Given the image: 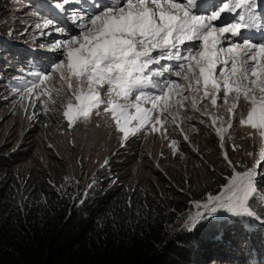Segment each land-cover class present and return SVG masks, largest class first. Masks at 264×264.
I'll return each mask as SVG.
<instances>
[{
  "label": "snow or ice",
  "instance_id": "obj_1",
  "mask_svg": "<svg viewBox=\"0 0 264 264\" xmlns=\"http://www.w3.org/2000/svg\"><path fill=\"white\" fill-rule=\"evenodd\" d=\"M259 2L214 0L212 6L201 9L197 0H91L93 11L75 9L70 15L77 33L51 46L62 59L50 66L49 74L33 73L34 80L22 82L17 78V85L30 94L51 72L59 73L61 83L71 90L63 111L69 127L103 112L113 119L124 140L144 128L153 112L157 113L155 123L146 131L160 130L156 123H161V115L177 124L186 101L192 110L211 119L209 126L221 141L233 117L264 139V40L252 42L244 36L264 32ZM49 25L57 32L65 31L51 20L43 27ZM148 86L154 91L146 93ZM145 103L151 108H143ZM221 112L228 115L227 120ZM133 120L138 125L129 128ZM183 139L188 141V136ZM176 144L172 141L173 148ZM260 156L264 159V149ZM223 159L231 169L223 191L193 202L204 211L186 217L184 226L189 231L219 210L264 223V194L256 186L264 182V168L259 174L255 167L237 171L239 162L229 159L228 152H223Z\"/></svg>",
  "mask_w": 264,
  "mask_h": 264
},
{
  "label": "rangeland",
  "instance_id": "obj_2",
  "mask_svg": "<svg viewBox=\"0 0 264 264\" xmlns=\"http://www.w3.org/2000/svg\"><path fill=\"white\" fill-rule=\"evenodd\" d=\"M34 1L35 3L31 0H0V37L17 43L24 51L37 50L39 59L42 60L39 67L43 68L39 73L47 75L50 66L62 59L59 51L50 50L51 46L56 41L62 42L77 33L70 15L75 9L82 12H91L93 9L91 0H72L68 4H64L63 0ZM197 2L201 9L214 4V0ZM258 6L261 12H264V0H260ZM221 15L224 16L223 13ZM49 20L65 31L57 32L52 25L44 28L43 24ZM37 24L41 25L40 29H36ZM244 36L251 37L252 42L264 40V32L261 31L245 32ZM9 51L13 50L0 48V153H14L20 168L34 171L38 167H62L72 175L89 181L97 169L106 167L113 178L126 182L130 188L145 183L151 187L156 185L155 187L162 188L165 182L169 183L171 180L173 185L172 181L177 183V179L187 184L203 186V189L211 186L205 195L191 201L193 205L185 219L188 215L194 216L198 211H204L203 208L197 209L193 202H203L201 199L204 196L206 198L209 194L216 195L223 191L222 185L231 173V169L225 166L223 152H228L229 159L234 163L239 162L237 171L255 167L259 174L261 168H264V159L260 156L264 149V139L259 136L257 130L248 125H240L238 117H233L231 128H227V124L224 125L227 132L221 141L214 128L209 126L211 119L192 110L187 101L179 110L177 124H172L171 118L166 121L165 116L161 115V123H156V128L160 130L146 131L145 129H150L151 124L155 123L157 113L153 112V119L134 135L130 134L127 140L123 139L113 119L105 116L103 112L99 116L94 113L86 121L77 120L69 127L70 122L64 117L63 111L71 96V90L61 83L59 73L51 72L49 79L38 83L29 94L17 85V78H20L21 82L35 79L34 76L30 77L27 70L30 63H20L19 60L18 64L21 66H16V58ZM20 57L23 61H30L22 55ZM1 59L9 60L10 65L3 64ZM144 91L151 93L154 90L148 86ZM188 94L187 91L184 93ZM219 103L218 100V105ZM142 107L150 109L151 105L145 103ZM198 107L201 105L198 104ZM221 114L225 120L228 119L227 114ZM33 116L34 118L30 119ZM189 117L191 119H187ZM201 120L204 122L201 123ZM137 125L138 121L133 120L128 127L135 128ZM219 126L217 124L215 127ZM185 135L188 136V141L183 139ZM139 141L140 145L137 143ZM172 141L177 142L175 148L172 147ZM233 146L238 148L233 151ZM256 186L264 194L263 182H258ZM229 214L219 210L210 217L220 215L219 219L228 224ZM262 218L264 220V215ZM250 220L253 223H261ZM249 224L251 225V222L242 226L250 230L252 225ZM261 224L264 226V223ZM213 258L239 264L229 256L220 254L212 255L206 264L214 261Z\"/></svg>",
  "mask_w": 264,
  "mask_h": 264
},
{
  "label": "trees",
  "instance_id": "obj_3",
  "mask_svg": "<svg viewBox=\"0 0 264 264\" xmlns=\"http://www.w3.org/2000/svg\"><path fill=\"white\" fill-rule=\"evenodd\" d=\"M13 43L0 37L2 50ZM184 182L130 188L106 167L84 181L62 167L20 168L14 153H0V264H206L215 254L264 264L261 223L229 214L228 224L209 215L183 226L191 201L211 187Z\"/></svg>",
  "mask_w": 264,
  "mask_h": 264
},
{
  "label": "clouds",
  "instance_id": "obj_4",
  "mask_svg": "<svg viewBox=\"0 0 264 264\" xmlns=\"http://www.w3.org/2000/svg\"><path fill=\"white\" fill-rule=\"evenodd\" d=\"M31 2L35 3L34 0H31ZM13 45H14V49H13V51H10L9 53L12 54L16 58V60H15V65L16 66H21V64L20 65L18 64L19 60H20V63H21V61L22 62H29L30 66L27 67V70L29 71V74H30L31 78H33V75H32L33 73H39L40 71L43 70V68L39 67V64H42V60L39 59V56L37 54V50H33V52L24 51L22 48L18 47L17 43H13ZM20 55L24 56L25 58H28L30 61H23V59L21 60ZM2 60L3 59H1V62H3V64H8L9 63L8 66L11 63L9 60L8 61L7 60L2 61ZM0 66H1V63H0ZM8 66H7V68H9ZM2 70H4V69H2ZM35 70H37V71H35Z\"/></svg>",
  "mask_w": 264,
  "mask_h": 264
}]
</instances>
